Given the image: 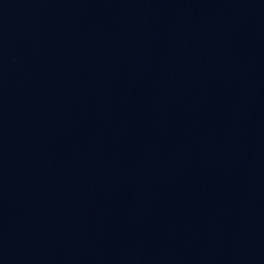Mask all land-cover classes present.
Wrapping results in <instances>:
<instances>
[{"label":"water","instance_id":"95a60500","mask_svg":"<svg viewBox=\"0 0 264 264\" xmlns=\"http://www.w3.org/2000/svg\"><path fill=\"white\" fill-rule=\"evenodd\" d=\"M0 264H109L84 128L45 0H0Z\"/></svg>","mask_w":264,"mask_h":264}]
</instances>
